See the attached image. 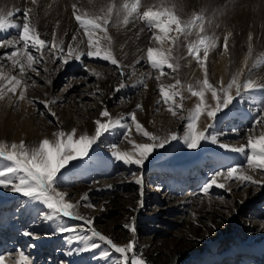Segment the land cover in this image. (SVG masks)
Here are the masks:
<instances>
[{
	"label": "rangeland",
	"instance_id": "obj_1",
	"mask_svg": "<svg viewBox=\"0 0 264 264\" xmlns=\"http://www.w3.org/2000/svg\"><path fill=\"white\" fill-rule=\"evenodd\" d=\"M138 13L139 16L133 14L135 21L143 27L148 40L153 42V32L156 30L149 28L140 18L142 10L138 9ZM110 23L112 24L111 21ZM77 29L83 31L80 27ZM12 37L17 38V33L12 34ZM5 41L7 37L0 35V43ZM15 49L0 47V79L3 78L2 82L0 80V89L4 90L3 99H0V143L9 145L22 141L28 144L32 141L29 146H35L43 139L54 141L53 134L58 131L72 132L75 129L74 139L90 134L84 124L97 120L99 104L103 99L106 100V110L113 115L118 108L127 107L132 100L142 97L145 80L128 89L117 91L119 81L130 82L137 79L138 69L150 71L154 77L159 75V85H175L174 77L180 76L179 71L173 72L169 68H165V74L160 75L159 71L152 69L147 56L134 69H129L126 75L119 74L124 69L122 65L117 67L107 61L85 56L81 61L86 67L89 66L97 73L102 71L100 77H107L115 85H111L107 92H100L97 88L100 77L90 73L85 83L71 89L68 85L71 79L75 78L80 82L83 80L82 74H77L83 66L71 69L65 66L60 70V61L57 59L50 64L45 74L41 68V60L39 65H34L40 72L39 76L35 72H27L22 77L19 66H13L8 59V55ZM183 49L194 65L199 66L189 54L188 46ZM51 50L52 44H47L46 50L37 52L30 48L28 51L39 58L40 53ZM11 76L22 80L15 94L6 90L8 80L5 78ZM190 78L181 83L177 89L180 94L172 102L181 105L176 109L177 116L167 111L168 105L163 102L159 90L154 92L156 103L149 111L145 125L137 118L145 130L161 137L174 132L183 135L186 119L181 120L179 117L187 118L199 103V98L193 97L188 87L191 85L197 89L202 86L203 81ZM48 79L55 81L51 96L46 93ZM20 91L25 93L23 100L19 99ZM207 93L209 92L205 93L204 100L208 98ZM60 95L63 99H54ZM240 100L245 107L244 112H239L243 117L228 119L223 113L217 116L218 128L214 131L222 129L225 143L238 142L239 135L233 133L242 131L245 135L253 127L259 110L264 107V90H250ZM42 101L48 103L47 108ZM210 104L205 105V108L215 105L213 102ZM132 112L140 113V108L135 107L121 116L129 124ZM203 115H206V111L200 118ZM23 120L28 128L20 129ZM70 121L72 122L67 124ZM207 124L197 126V129L203 130ZM259 127H255L253 135ZM123 131L115 129L106 133L101 138L103 143L98 141V146L94 145L90 150V154L97 157L96 161L91 165L86 164L85 168L74 174L65 172L58 190L67 193L66 200L69 202H79L75 211L92 219L95 230L110 238L117 246L124 247L133 242V250L128 253L129 264L134 255L145 264H264V187L251 184L245 187L238 180L225 182L221 177L218 178V183H225L226 189L231 191L215 187L210 190L211 195H204L200 191L203 182L219 168L242 166L245 174L264 184V176L260 175L259 170L250 169L241 156L207 149L205 145L203 149L189 150L173 141L164 148L155 149L149 162H146V167L142 170L144 184L141 196V186L135 183L131 175L133 172L140 173L141 169L135 165L113 161L109 151L113 143L118 145L120 151H135L125 140ZM13 136L17 137L16 142L12 141ZM129 139L136 143H150L137 132L134 125L129 132ZM85 193L88 199L81 200ZM89 204L91 207L87 206ZM33 209L46 211L41 205L30 204L19 193L0 189V255H3L4 262L15 264L22 252L29 257V264H123L119 254L98 238H92V242L99 243V248L83 253L76 252L77 248L83 247L84 242L73 240L72 237L91 235L86 231L87 226L82 220L61 218L60 224L75 228L76 231L52 234L56 224L39 220L32 223L35 218ZM125 224H133L136 228L135 234L125 228ZM24 229L39 233L40 238L33 240L25 237L22 232ZM69 250L74 254L67 255ZM104 251L109 252L108 258L100 255Z\"/></svg>",
	"mask_w": 264,
	"mask_h": 264
},
{
	"label": "snow or ice",
	"instance_id": "obj_2",
	"mask_svg": "<svg viewBox=\"0 0 264 264\" xmlns=\"http://www.w3.org/2000/svg\"><path fill=\"white\" fill-rule=\"evenodd\" d=\"M36 0H33L35 3ZM75 7V6H73ZM140 7V0H132L131 3L125 2L117 5L115 3L108 4L105 8L101 9V15H95L92 18H82L81 15L74 13L75 20L79 27L83 29V35L87 37L86 49L81 48L79 43L73 45H67V51H64L62 47L63 42L54 43L52 45L53 53L51 57H37L31 54L28 50L30 48L35 49L37 52L46 50L47 42L42 39L35 26L30 22L29 15L31 10L25 12L22 24L11 23L4 14H0V32H4L7 29H17V38L15 40L8 39L7 45L20 44L8 55V59L12 61L13 66L18 65L20 68L21 76L23 77L27 72H35L36 75H40L37 68L34 65H39L41 60L47 59L48 62L55 63V60H59V69L63 70L65 66L69 65L71 61H81L83 56L90 59L95 58L100 61H107L111 65L120 67L118 59L114 56L112 51V40L108 35V28L110 21H118L123 24L129 23V17L133 14L139 16L138 9ZM175 7V5L173 6ZM223 10H217L213 15L222 14ZM8 17L12 16V13L7 14ZM144 20L149 28L157 30V34L153 37L157 44H161L159 49L149 47L147 49V61L151 65L152 69L159 71L160 75H164V69L169 68L173 72H178L180 65L178 63L179 57L176 55V49L179 45L177 41L179 36H170V32L182 34L185 38L195 33L196 39L188 44V52L194 57L201 68L205 67V61L209 57L210 50L217 48V39L214 36H209L205 33V15L204 10H201L199 14L193 13L192 17L182 21L172 10L167 6H163L161 10L154 11L149 8L143 11L140 17ZM213 23L212 19H208V24ZM102 33L103 35H98ZM55 35V34H54ZM230 35V34H229ZM249 41H252V35L248 37ZM73 40L77 41L78 37L73 36ZM224 50L228 51V37H224ZM104 42H107L106 44ZM6 46L0 43V47ZM200 52H203V59L200 57ZM249 56L245 57L244 67L239 68L227 82L221 81L219 86L215 82H209L207 70H205V76L202 81V86L199 90L194 89L191 85L188 87V91L193 97L199 98V103L195 105L193 112L185 118L180 116L179 119L185 120L183 135L177 133H171L166 137L153 135L151 132L145 130L141 123L137 120L135 112L130 113L131 123L129 124L124 117L119 119H111L108 110L100 112L101 117H109L107 122H102L97 119L94 121L95 129L94 135L84 134L80 135L78 139H74L75 129L72 132L58 131L54 133L55 140L43 139L39 141L35 146H29L25 142L17 143H0V189L8 190L13 193H19L22 197L27 198L32 205H41L46 211L40 209H33L35 218L32 223L37 220L43 223H54L56 228L52 234L57 233H69L75 232L76 229L67 225L59 223L61 218H69L74 220H82L83 224L87 226L86 231L91 235L73 236V240L83 241V247L77 248L76 252H86L100 247L99 243L92 242V238H98L100 242H104L109 245L115 253L119 254L123 264H129L128 253L132 252L134 244L133 242L127 243L126 246H117L110 238L102 235L96 231L93 227V220L81 216L75 209L79 206L66 200L67 193L59 191L61 177L65 175V172L76 173L85 168V165H91L96 161L97 157H93L90 154V150L94 145L98 146V141L101 140L106 133H110L115 129H123L122 135L129 144L132 145L134 152L120 151L118 145L113 143L109 151L111 152V158L115 162H122L124 165H135L141 169L140 173L133 172L131 175L135 179V183L140 185L141 196L143 195V168L146 167V162H149L150 157L154 153L155 149L164 148L165 145L171 144L173 141L179 142L182 146L189 150L203 149L205 143L216 145L219 149H223L225 153H238L246 161L247 166L253 171L259 170L260 175L264 176V131H261L258 136L253 135V131L257 125L264 129V107H262L257 118L254 120L252 128L248 129L249 135L247 136L246 144H239L233 146L230 143H225L220 140V137L224 135L222 129L214 131L218 128L217 116L223 113L225 109H229L235 98L241 97L243 94L248 93L250 90L259 89L264 90V83H256L253 79L249 78L245 72L246 68H249V58L252 53L251 43H249ZM54 57V58H53ZM251 67H255L252 65ZM250 70V68H249ZM45 71H48L45 68ZM91 75L99 76L94 69L91 70ZM244 77L241 80V77ZM8 80V86L6 90L15 94L17 87L22 83L21 79H17L16 76L6 77ZM157 80L160 76L156 77ZM175 85H168L167 90L164 86L159 89V94L163 99V102L168 105L167 111L173 116H177L176 109L180 108V103H172L175 98L180 94L178 86L181 85L179 77H174ZM46 83L51 85L50 79L46 80ZM125 85L120 84V89H123ZM233 89L234 94H233ZM3 89H0V99H3ZM211 93V99L215 101L214 106H208L205 108V93ZM19 99H25L24 91H20ZM54 102V101H53ZM31 103V101H30ZM45 108L48 107V103L42 101ZM140 108V105H136ZM206 111L207 120L209 123L203 130L197 129V121L200 119L201 114ZM54 115V113H53ZM135 126L138 133L146 137L149 142L136 143L129 139V132L132 126ZM76 163H72V162ZM63 170V171H62ZM223 177L224 181L238 180L242 186L257 185L264 187L261 181L255 180L251 175H247L243 171L242 166H225L219 168L213 172V174L206 179L200 186V191L204 195H211L210 190L213 187L217 189H226L225 183H218V178ZM108 187H111L109 185ZM87 193L81 197V200H87ZM91 207V205H87ZM142 206V202H141ZM131 233L135 234L136 228L133 224H125ZM25 237H30L33 240L40 238L39 233L32 232L30 229L22 230ZM67 255H73L74 252L69 250ZM100 255L104 258L109 257V252H101ZM0 264H4V257L0 255ZM15 264H29V257L24 253H19V259L15 261ZM130 264H145L142 259L136 258L134 255Z\"/></svg>",
	"mask_w": 264,
	"mask_h": 264
},
{
	"label": "bare ground",
	"instance_id": "obj_3",
	"mask_svg": "<svg viewBox=\"0 0 264 264\" xmlns=\"http://www.w3.org/2000/svg\"><path fill=\"white\" fill-rule=\"evenodd\" d=\"M125 0H0V9L3 10L4 15L13 24H22L23 17L26 11L31 10L29 20L36 27L39 36L44 39L47 44H54L63 42L62 47L64 51H67L68 44H77L81 48L86 49L87 37L83 35V31H79L77 28L78 24L75 23L74 13L79 14L82 18H91L95 15H101V9L105 8L108 4L115 3L117 5L123 4ZM131 3L132 0H127ZM175 5V7H173ZM75 6V7H73ZM163 6H167L174 12L182 21L192 17L195 12L199 14L201 10H204L205 15V33L209 36H214L217 39V48L210 50L209 57L205 61V67L195 66L194 63L186 56V52L183 49L184 46L196 39L195 33L185 38L182 34L170 32V36H179L177 44L179 45L176 49V55L179 57L178 63L179 68V79L181 83L184 82L188 77L204 79L205 70H207L209 82H215L219 86L221 81L227 82L231 79V76L241 67H244L245 57L249 56V43H251L252 53L249 58V68L245 69V72L249 78L253 79L256 83H264V0H140L139 9L143 11L151 8L154 11L161 10ZM217 10H223L220 15H213ZM11 12L12 16L8 17L7 14ZM208 19H212L213 23L208 24ZM129 23L123 24L118 21H111V27L108 28V35L112 40V51L114 56L118 59L119 64L124 69L119 72L120 75H126L129 69H134L135 65L144 60L147 56V49L149 47L159 49L162 47L161 44H157L153 39V42L149 41L146 32L143 27L135 21L133 15L129 17ZM17 29H7L4 32H0L3 37L6 36L7 40H15L16 37H12V34H16ZM154 36L157 34V30ZM55 34V35H54ZM230 34V35H229ZM252 35V41L250 42L248 37ZM73 36H77L78 40L74 41ZM228 37V51L224 50V37ZM3 44V48H17L16 45H7V41ZM220 45L222 47L220 48ZM53 49L51 51L40 53V57H51ZM83 56L82 58H84ZM203 59V53L200 55ZM54 58V57H53ZM81 58V60H82ZM56 61V60H55ZM59 61V60H58ZM51 62L47 59H43L42 69L50 68ZM255 65V67H251ZM77 66H83V69L77 74H82L83 80L80 82L77 79H71L68 84L71 89L77 88L82 83H85L87 75L91 73V68L85 66L83 61H71L66 68L71 69ZM65 68V70H66ZM78 71V70H76ZM102 71H98L99 77ZM135 73V72H134ZM137 79L131 80L130 82H121L117 84V88L121 83L125 85L123 89H128L135 84L145 80V90L142 97L139 100H132L127 107L118 108L110 118H119L124 114L133 110L137 104L140 105V113H136L137 118L140 122L145 125L148 119V113L152 110L156 103V97L154 92L159 90L161 86H164L167 90L168 85H174L170 83L158 84L157 76H153L150 71L138 69L136 70ZM190 78V79H191ZM3 79V78H2ZM2 79L1 82H2ZM100 81L97 83V88L100 92H107L111 85H115L114 82L110 81L107 77H100ZM244 77H241L243 80ZM51 85L46 83V93L48 96L53 94L54 80ZM179 87V86H178ZM7 88V87H6ZM200 89V86L198 87ZM198 88L196 90H198ZM70 89V88H69ZM233 89V94H234ZM207 99L205 105L208 103H215L211 99V93H207ZM241 97L235 98L229 109H225L223 115L226 118H240L243 117L239 112H244L245 107L242 105ZM54 99H63V96H57ZM77 101V100H76ZM82 105V104H81ZM211 105V104H210ZM106 110V100L103 99L99 104V112L97 119L101 121H107L109 117H101L99 114L101 111ZM247 111H245L246 113ZM249 113V112H247ZM264 114V113H262ZM207 116L203 115L198 121L199 127L206 125L208 121ZM67 122L68 123H71ZM84 124V123H83ZM85 129L90 133L94 134V123L92 121L84 124ZM18 127V126H17ZM21 128L26 127L25 120L21 122L19 126ZM262 128H258L254 136H258ZM245 133V132H244ZM242 131L234 132L233 135H239V140L236 143H232L233 146L247 143V136L249 133L246 132L244 135ZM243 134L242 136H240ZM224 137H220V140L224 142ZM1 139V137H0ZM12 141L16 142L17 137L13 136ZM24 142V141H23ZM26 142V141H25ZM32 142V141H31ZM29 142L27 145H31ZM207 149L217 150L225 152L223 149H219L216 145L209 143L204 144ZM127 152V151H126ZM227 155H238V153H225ZM242 157V156H241ZM4 264H8L4 262Z\"/></svg>",
	"mask_w": 264,
	"mask_h": 264
},
{
	"label": "clouds",
	"instance_id": "obj_4",
	"mask_svg": "<svg viewBox=\"0 0 264 264\" xmlns=\"http://www.w3.org/2000/svg\"><path fill=\"white\" fill-rule=\"evenodd\" d=\"M0 14H4V12H3V10H2V9H0Z\"/></svg>",
	"mask_w": 264,
	"mask_h": 264
}]
</instances>
